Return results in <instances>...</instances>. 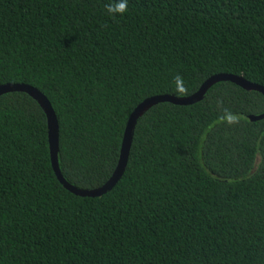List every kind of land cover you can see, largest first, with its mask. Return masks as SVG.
<instances>
[{"label":"trees","instance_id":"obj_1","mask_svg":"<svg viewBox=\"0 0 264 264\" xmlns=\"http://www.w3.org/2000/svg\"><path fill=\"white\" fill-rule=\"evenodd\" d=\"M0 0V85L50 102L58 164L81 189L113 173L133 109L187 97L215 74L264 87V0ZM264 97L228 81L135 124L105 194L57 180L47 120L0 96V264H264Z\"/></svg>","mask_w":264,"mask_h":264},{"label":"water","instance_id":"obj_2","mask_svg":"<svg viewBox=\"0 0 264 264\" xmlns=\"http://www.w3.org/2000/svg\"><path fill=\"white\" fill-rule=\"evenodd\" d=\"M220 81H228L233 84L240 86L245 90H254L260 92L264 97V87L256 83L247 81L242 76L234 74H215L207 78L199 87V89L190 96L187 97H175L173 95H156L149 97L139 103L131 112L121 142V148L119 153V158L117 165L109 177V179L100 187L95 189H81L69 184L62 176L59 164H58V146H59V126L55 112L46 98L39 90L36 88L22 83H5L0 85V96L9 93V92H24L31 96L42 108L43 112L46 115L47 120V133H48V145H49V154L52 170L61 183V185L71 192L74 195L80 197H98L109 190H111L114 185L118 182L122 176L129 155V150L132 142L133 130L136 124L137 119L142 116L148 109L152 106L161 103L169 102L176 105H190L200 101L206 91L215 83ZM264 117V114L260 115H250L249 119L251 121L260 120Z\"/></svg>","mask_w":264,"mask_h":264},{"label":"clouds","instance_id":"obj_3","mask_svg":"<svg viewBox=\"0 0 264 264\" xmlns=\"http://www.w3.org/2000/svg\"><path fill=\"white\" fill-rule=\"evenodd\" d=\"M127 2H128V0H121L120 8L118 11L115 8H113L111 4L106 5L105 11H106L107 15L113 19H117L119 17L126 15V13L128 11Z\"/></svg>","mask_w":264,"mask_h":264}]
</instances>
